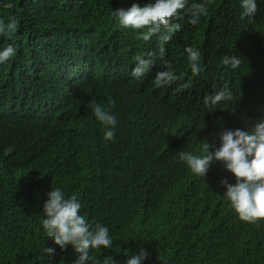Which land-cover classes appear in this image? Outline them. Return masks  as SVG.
<instances>
[{
	"label": "trees",
	"instance_id": "16d2710c",
	"mask_svg": "<svg viewBox=\"0 0 264 264\" xmlns=\"http://www.w3.org/2000/svg\"><path fill=\"white\" fill-rule=\"evenodd\" d=\"M65 1L0 0V21L17 26L12 39L0 34V48L12 44L16 49L11 60L0 64V199L16 179L28 188L0 215V264H73L78 258L71 245L61 250L43 231L41 214L51 187L75 194L89 218L102 215L93 225L109 228L112 245L90 249L89 264H105L107 257L125 264L140 249L148 253L143 264H264V221L262 230L256 229L227 211L230 201L221 181L235 184V175L223 162L213 161L207 175L198 176L179 157L183 150L203 155L206 142L215 151L224 129L243 130L264 118V0H257L254 19H241V0H210L207 15L196 25L182 10L183 19L175 22L180 30L164 42V60L154 56L142 80L131 78L137 57L158 52L160 36L168 33L161 29L150 41L138 39V32L148 28H121L114 9L154 0ZM91 6L92 20L100 26L95 29L110 38L104 64L114 65L82 86L85 98L64 94L49 64L30 52L45 35L54 38L56 47L78 13ZM187 46L200 52L204 71L197 76L187 64ZM233 55L241 56L237 69L222 63ZM164 61L178 79L155 87L156 73L166 70ZM211 73L223 79L234 97L214 111L201 103L206 83H217L207 76ZM240 95L245 109L237 102ZM91 101L116 116L114 141L104 139ZM150 109L158 119L143 131L153 120ZM116 136L130 142L124 153ZM41 170V176L21 182ZM30 182L37 185L35 191ZM137 188L149 189L147 201L140 202L131 191ZM200 195L223 204L209 214L191 203ZM111 197L114 204L107 203ZM45 247H55V255L45 254Z\"/></svg>",
	"mask_w": 264,
	"mask_h": 264
},
{
	"label": "clouds",
	"instance_id": "9594fccd",
	"mask_svg": "<svg viewBox=\"0 0 264 264\" xmlns=\"http://www.w3.org/2000/svg\"><path fill=\"white\" fill-rule=\"evenodd\" d=\"M208 2L210 0L201 3L193 0L189 6L188 0H154V2H149L144 6L139 3H132L128 9L118 7L114 9L115 18H118L121 28L133 30L148 28L147 32H138V39L150 41L153 35L161 32V29L168 33L160 36L161 44L158 52H149L147 58L137 57V64L131 73L133 80H142L145 77L146 73L151 70L154 56L158 60H164L166 51L163 46L164 42H170L173 39L172 34L180 30L181 25L175 22L183 19L182 10L189 13L191 17L189 22L196 25L200 22L202 15H207ZM63 3L66 1L63 0ZM240 7L242 9L241 19H254L258 11L257 0H241ZM91 10L92 6L84 12L78 13L71 23L70 29L56 42V47L54 46V38L51 35L50 38L45 35L41 44L30 52L34 58L49 64L51 78L59 89L64 90V94L76 92L83 94L86 98L82 86L94 82L109 65H114L104 64L108 56L106 42H110V38L106 39L102 32L95 29V27L99 28L100 26L92 20L93 13ZM16 30L15 21L8 24L0 21V34H3L7 39H12ZM185 51L188 54L186 57L189 69L194 76L199 75L204 71L201 67L202 59H200L199 50L187 46ZM15 53L16 49L12 44L0 48V64L11 60ZM222 63L232 69H237L242 63L241 56H225ZM164 64L166 70L156 73L155 87L170 85L178 79L172 71L171 63L164 61ZM8 67L11 68L12 66L6 68ZM95 75L96 77H94ZM207 76L217 83L214 86L206 83L202 92L201 103H204L209 111H214L217 104L227 106L224 101L234 99L232 91L227 85L223 86L224 81L221 77L214 76L212 73L207 74ZM92 77L94 78L92 79ZM238 94H236V98ZM243 94L246 96L245 92ZM237 102L241 108H246L247 102H244L242 95ZM90 107L96 119L104 126V139L114 141L115 128L118 124L116 116L95 101L90 102ZM149 114L153 120L144 124L143 131L157 122L156 110L150 109ZM226 125L228 122L224 124V126ZM116 138L119 148L124 153L130 143L129 140L122 136H116ZM219 138L221 145L215 151H211L209 143L206 142L203 146V155H195L191 151L183 150L179 152V157L186 162L195 175L203 177L207 175L213 161L223 162L225 168L236 177L235 184L229 183L227 179L221 181V184L226 187L224 193L227 197L226 200L230 201L227 205L229 215L232 214L235 219L244 223H251L254 228L262 230L261 223L264 221V118L253 121L250 126L243 130L239 128L235 130L224 129ZM226 169L223 170L227 177ZM44 171L41 170L20 180L24 183L30 179H36ZM30 183L31 185L34 184V182ZM2 189L3 186L0 190ZM27 189L26 183L20 184L17 179L14 180L13 187L3 191L0 204L13 201L19 193L24 195ZM49 189L45 192L44 188L43 191L48 196L41 214L45 217L42 221L44 233L58 245L55 247L59 248L60 246L61 250H65L68 245L72 246L78 254V258L73 261V264H89L92 259L90 249L112 245L109 228L99 223L93 225L94 222L102 221V215L89 218L85 206H82L75 194H70L64 188L53 189L51 187ZM131 191L136 194L140 202L149 199V189L147 188H137ZM114 202V197H111L107 203L114 204ZM191 203L196 204L200 210H207L209 214L223 204L214 201L208 195L191 198ZM137 222L142 225V221ZM55 247H45L43 252L50 257L54 256ZM147 255L145 249H140L138 254L129 256L125 264H142ZM105 264H117V262L114 258L107 257ZM164 264L167 262L164 261Z\"/></svg>",
	"mask_w": 264,
	"mask_h": 264
},
{
	"label": "rangeland",
	"instance_id": "374dc122",
	"mask_svg": "<svg viewBox=\"0 0 264 264\" xmlns=\"http://www.w3.org/2000/svg\"><path fill=\"white\" fill-rule=\"evenodd\" d=\"M37 185L36 184H32L31 185V189L32 191H35ZM12 207V205H8V204H0V214H2L5 210L10 209ZM143 264V263H142Z\"/></svg>",
	"mask_w": 264,
	"mask_h": 264
},
{
	"label": "bare ground",
	"instance_id": "6f19581e",
	"mask_svg": "<svg viewBox=\"0 0 264 264\" xmlns=\"http://www.w3.org/2000/svg\"><path fill=\"white\" fill-rule=\"evenodd\" d=\"M234 128H236V127H232V129H234Z\"/></svg>",
	"mask_w": 264,
	"mask_h": 264
}]
</instances>
